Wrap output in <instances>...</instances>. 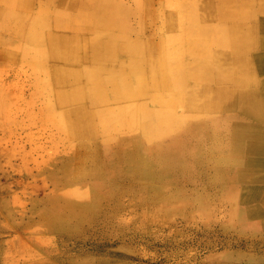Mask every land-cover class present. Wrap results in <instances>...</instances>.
<instances>
[{"label": "rangeland", "instance_id": "rangeland-1", "mask_svg": "<svg viewBox=\"0 0 264 264\" xmlns=\"http://www.w3.org/2000/svg\"><path fill=\"white\" fill-rule=\"evenodd\" d=\"M169 1L175 0H119L135 12L127 16L129 24L143 22L137 5L149 18L145 30L133 37L169 40L176 35V29L159 30L163 19L175 17L176 8ZM177 1L202 18L198 25H224L207 15L205 0ZM223 52L216 55L224 71L232 64L226 57L231 52ZM5 64L0 58V264H264V225L242 223L240 207L226 201L216 168L205 157L194 160L189 154V171L170 170L153 150V175L147 178L128 147L134 129L121 137L108 132L95 140H113L99 159L107 163L110 174H91L81 154L84 144L94 139H67L46 120L44 93L35 90L31 70ZM186 64L196 69L195 60ZM185 85L169 94L146 85L144 93L112 100L101 110L148 105L150 110H170L180 119L191 113L179 107L182 100L177 102V95L191 91L202 104L212 94L200 81ZM154 95L162 97V105H149ZM122 152L125 158L119 156Z\"/></svg>", "mask_w": 264, "mask_h": 264}, {"label": "bare ground", "instance_id": "bare-ground-1", "mask_svg": "<svg viewBox=\"0 0 264 264\" xmlns=\"http://www.w3.org/2000/svg\"><path fill=\"white\" fill-rule=\"evenodd\" d=\"M95 4L98 15L89 21L105 28L111 22L109 16L112 13L107 14L108 4ZM262 5L264 7V3ZM205 10L207 15L215 16L224 25L201 26L198 25L200 17L193 28L180 33L184 38L183 48H186L182 52L196 58V69L178 61L169 62V50L161 54L156 50L152 55V46L146 45L149 43L141 44V41H132L126 36H121L119 43L115 36L70 38L66 45L55 38V46L51 49L53 56L67 61L88 58L92 63L76 68L50 66L43 37L35 33V29L22 42H8L0 50V58L27 64L34 80L35 73L38 74L36 77L40 79L35 80V90L44 93L43 114L48 122L65 133L67 139L84 135L95 140L108 132L120 133L121 137L134 129L130 132L134 138L128 147L142 164V176L147 178L153 175V150L156 158L163 160V165L170 170L189 171L192 168L187 162L189 154L194 160L205 157L206 162L216 168L226 201L234 204L235 209L240 207L242 223L260 227L264 225V77H260L264 74V36L260 37L253 26L232 23L230 19L234 12L228 4L211 5V0H205ZM194 13L190 19L198 18ZM6 16L10 17L9 14ZM169 24L172 26L173 22ZM115 44L121 45L128 60L117 68L101 65L108 57V51L113 55ZM212 45L221 46L222 53L231 52L226 55L232 64L230 69H220L222 60L216 55L219 51L211 49ZM42 69L46 71L40 76ZM189 79L204 83V91H212V94L202 104L191 91L177 95L176 101L182 100L179 107L191 113L180 119L170 110H150L148 105L117 108L107 113L101 110L112 100H129L144 93L143 86L169 94L182 90ZM85 101L94 109L85 107ZM162 102V97L154 95L149 105L156 107ZM55 104L62 107L60 111H54ZM94 140L85 141V144L77 141L84 144L86 150L81 154V162L90 164L86 171L91 174H110L107 163L99 159L103 150L111 148L113 140L108 137ZM99 145L101 151H98ZM125 153H119V156L125 158ZM238 182L245 185L236 187ZM76 193L81 195L83 191L78 189Z\"/></svg>", "mask_w": 264, "mask_h": 264}, {"label": "crops", "instance_id": "crops-1", "mask_svg": "<svg viewBox=\"0 0 264 264\" xmlns=\"http://www.w3.org/2000/svg\"><path fill=\"white\" fill-rule=\"evenodd\" d=\"M96 2L108 4L107 14L112 13L109 16L111 22L105 28L96 26L89 21L90 18L98 15ZM173 2L169 1L168 4L172 8H176L174 11L175 17L163 19L159 29L163 31L164 28H168L178 31L176 35H173L168 40L163 39V37H157L156 39H152L150 36H145L143 39L138 36L133 37L132 34L141 33L145 30L149 18L144 16L145 9L137 5L135 11L140 12V18L142 17L143 22H135L134 25L129 24L127 16L135 12L127 10L119 0H0V50H3L10 41L15 43L22 42L25 36H29L35 29V33L43 37V45L48 53V65L76 68L84 64H91L92 61L88 58L76 61L56 58L51 54V49L56 43L55 38H58L60 42L66 45L67 39L70 38L83 40L93 36H115L117 43H119L121 36H126L132 41H141V44L143 42L149 43L146 45L152 46L150 50L152 55L155 54L154 51L156 50L158 54L169 50L171 52V56L168 58L169 62L178 61V63H183L187 67L186 60H195L196 58L190 53L182 52L186 48H183L184 38L181 37L180 33L181 30L193 28L199 18H189L194 13L191 6L177 0ZM233 3L238 5L234 8L231 6ZM262 3H264V0H211V5H229V9L234 12V16L230 19L232 23L238 22L246 26H253L259 34L264 35V7ZM6 14H9L10 17L6 16ZM169 22H173V25L170 26ZM103 30H105L104 33ZM109 33L110 35H107ZM211 49L222 51L223 48L219 45H212ZM127 60L128 57L123 52L121 45L115 44L113 55L111 56L108 51V57L101 61V65L117 68L121 62ZM4 61L6 62L5 66H10V68L13 67V63H17L20 67L30 69L27 64L22 62L14 60L11 62ZM45 71L44 69L41 70V72ZM37 75L35 73V80L40 79L36 77ZM85 105V107L90 106V102L85 101ZM56 107L58 108L57 104H55ZM207 143L209 144L208 141Z\"/></svg>", "mask_w": 264, "mask_h": 264}]
</instances>
